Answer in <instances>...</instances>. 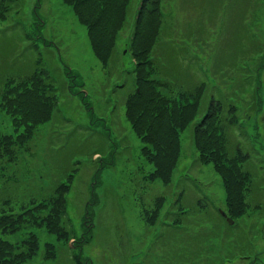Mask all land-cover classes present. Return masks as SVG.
<instances>
[{
	"label": "rangeland",
	"instance_id": "obj_1",
	"mask_svg": "<svg viewBox=\"0 0 264 264\" xmlns=\"http://www.w3.org/2000/svg\"><path fill=\"white\" fill-rule=\"evenodd\" d=\"M160 1L164 17L159 39L167 40L162 37V28H166L177 48L179 39L187 34L203 41L200 55L188 53L194 47L182 42L183 49L197 61L187 68L179 60L177 91L182 87L180 80L185 84L181 90L186 93L195 91L196 86L203 88L204 80L199 82L193 74L195 69L214 75L212 86L208 87L210 80L206 79L203 100L205 114L209 108V115L218 109L221 127L205 130L211 147L220 149L227 145L228 158L236 162L231 176L235 189L225 193L215 173L214 163L221 152H213L209 163L200 162L197 148L202 145L197 143L196 148L193 121L178 133L175 166H166L159 172L167 175L169 170L167 182L161 175L158 180L148 181L153 168L143 158L142 144L124 115L134 79L131 54H123L128 44V39H123L129 32L126 21L117 36L114 53L113 43L110 44L107 54H112L111 60L103 66L92 53L86 30L73 13L75 8L61 0H17L18 12L4 13L9 19L0 24V84L6 77L18 79L42 72L57 90V104L51 119L35 129L30 148L27 143L21 145L24 149L18 148L10 170L11 161L4 162L0 205L7 198L28 201L35 194H44L43 187L49 188L48 182L65 180L70 175V183L62 194L66 195V204L61 202L76 233L74 242L68 237L66 243L58 242L63 247L57 249L53 236L31 228L40 223V215L35 222L21 215L9 223L15 221L24 228L4 235L7 240L0 244L3 264H21L14 242L29 240L31 234L51 242L53 255L57 249V256L47 258L46 252L50 255L52 248L39 239L35 256L25 264H58L64 259V247L75 245L70 250L77 252L79 241V258L84 264L87 259L90 264H264V0ZM34 36L39 39L33 41ZM165 50L167 53L168 48ZM34 81L39 90L40 85ZM1 117L0 131L5 136L8 133L9 141L14 143L20 135L13 132L6 116ZM247 172L251 179L243 182L241 177ZM8 174L15 176L11 184L2 178ZM42 176L44 180L38 184ZM21 182L23 189L14 193ZM31 188L35 189L34 194L29 192ZM229 193L237 197L238 193L244 194L241 199H231L237 213L232 218V228L224 225L229 222L221 216L225 205H230ZM137 205L157 210L150 215L158 218L171 205L185 213L169 214L168 218L180 217L182 222L165 226L162 232L161 227H150L147 221L143 232L135 218ZM243 206L249 209L244 212ZM3 226L6 224H0V229ZM83 234L86 235L82 242ZM61 263L74 264L70 259Z\"/></svg>",
	"mask_w": 264,
	"mask_h": 264
},
{
	"label": "trees",
	"instance_id": "obj_2",
	"mask_svg": "<svg viewBox=\"0 0 264 264\" xmlns=\"http://www.w3.org/2000/svg\"><path fill=\"white\" fill-rule=\"evenodd\" d=\"M74 1L83 2L87 7L83 15L88 22L87 29L94 47H104L108 52L110 44L114 43L115 36L122 26L123 15L130 0H108V2L106 0ZM136 12L138 27L132 36L131 53L136 62L135 73L137 84L140 87L138 92L129 100V109L135 111L136 120L140 121L142 125L143 130L141 131V135L146 137L144 141L149 143L148 145L152 148L153 153L150 161L156 169V176L160 177L161 174L159 172H161L162 168L166 166L174 167L179 150L178 133L200 115L199 122L194 125L196 148L199 147L197 143L202 145L197 148L199 150V160L202 163H209L214 157L212 155L213 152H221L222 154L218 157V162L214 163L215 173L221 177L227 192L230 189H235V186L231 184V176H233L236 162L233 163L229 159L230 157L228 158L230 151L226 148V144V146H220V149L211 147V138L208 135V130H205L206 128L212 129L214 126L221 127V119L219 118V114H216L218 109H214L213 115H209V108L205 114L206 102L203 100V93L206 90L207 73L203 70L198 71V69H195L196 72L193 74L198 76L199 82L204 80L202 82L204 86L203 88L196 86L194 87V92L188 93H184L182 90L176 91L166 79L162 80L161 78L163 76L167 77V75L161 70V64H168V61L166 60V56L160 53H158V56L153 55V52L156 51V49H153V46L156 44L157 34L160 29V12L157 0L143 1L141 8H138ZM193 42L196 45L199 40L194 39ZM151 53L154 57H151ZM175 54L176 52L172 51V56ZM175 64L178 63H173V65ZM158 88L165 89L168 94L159 92ZM207 97H209V94ZM16 101L19 103L21 114L17 113L13 108H11L10 113L15 118L14 124L16 130L23 128V136L30 135L34 125L43 123L49 119L51 96H48L44 100L32 97V92L25 91L22 95L18 96ZM217 104L221 106L220 101ZM201 105H203L202 109ZM199 133L202 135L199 136ZM0 145L7 147V152L11 153L12 145L9 138L6 141L0 135ZM166 173L167 175H161L164 182H167L170 175L169 170ZM249 178L250 175L247 172L245 177H241V180L249 182ZM54 189L55 191L54 193L52 192V195L45 193L38 198V207L36 206L35 210L36 212L38 211L41 217L40 224L45 230L49 234L57 236L58 240L63 241L67 235L72 234L67 227L64 211L62 210L63 204L61 201L64 202V195L62 194L65 192L66 187L65 184L58 183ZM237 189H240V186ZM243 195L240 193H238V197L234 193L227 195V202L230 204L228 205V210L231 214L235 212L233 211L235 210L233 207L236 206V204H231L232 197L241 199ZM26 210L33 213V210H30L29 206H26ZM62 236L63 238H61ZM2 242L3 240H0V244ZM2 256L3 254L0 255V264H3L4 261ZM22 257L23 255L20 254L19 258L22 259Z\"/></svg>",
	"mask_w": 264,
	"mask_h": 264
}]
</instances>
